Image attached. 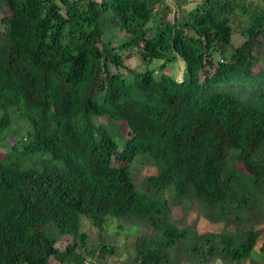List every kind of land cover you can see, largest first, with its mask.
<instances>
[{
	"label": "trees",
	"instance_id": "trees-1",
	"mask_svg": "<svg viewBox=\"0 0 264 264\" xmlns=\"http://www.w3.org/2000/svg\"><path fill=\"white\" fill-rule=\"evenodd\" d=\"M263 54L264 0H0V264H92L83 219L103 259L111 220L146 230L127 264L264 259Z\"/></svg>",
	"mask_w": 264,
	"mask_h": 264
},
{
	"label": "rangeland",
	"instance_id": "rangeland-1",
	"mask_svg": "<svg viewBox=\"0 0 264 264\" xmlns=\"http://www.w3.org/2000/svg\"><path fill=\"white\" fill-rule=\"evenodd\" d=\"M98 1H103V0H98ZM263 0H253V3L257 4V5H262ZM156 19H158V16H156L154 14L153 16V21L151 22V24L148 26V28L151 29V33L154 35L156 33ZM156 27V28H155ZM234 29V35H233V39H234V45L238 46L240 45L244 39L242 38L241 34H240V30H238V27L235 26L233 27ZM112 34H108L107 38H112ZM127 34L126 33H121L118 37H116L115 39V43L117 44V42L122 41V40H126ZM129 65L130 63L132 65H138L140 66V69L142 70V72L148 70V69H152L156 71V75L160 76L161 74H167L170 75L172 77H174L177 80H180L181 78H184V62H182L179 58L177 59H173L171 61H165V60H154L151 63H146L144 61H142V57L140 55H135L133 58H130L128 60ZM144 62V63H143ZM165 65V67H163V65ZM262 66H264V54H263V58L261 61ZM26 131L23 130L22 132ZM125 134L127 133L126 129H124ZM9 142H13L12 138H9ZM118 148L119 150L123 149L124 146V141L123 140H119L118 141ZM5 150L1 152V154L4 156L5 154ZM141 158L143 157H139L136 159L135 163L137 161H140ZM134 163V165H135ZM133 165V166H134ZM145 167H142L141 171L142 173L139 175L138 177V181H141L143 177H145L147 174H150L151 172L149 171V169L145 170ZM136 180V182H138ZM145 191H144V190ZM141 188L138 187V191H144L150 195H153V191H150L147 188ZM143 193V192H142ZM166 197L168 198L171 206L173 207L175 204V199L173 196V192L170 190L169 193L166 194ZM198 202L195 201H188L187 202V209L189 210L190 214L193 209L192 207H194ZM191 210V211H190ZM178 211V218L181 221L179 224L181 226H183V224L187 225H191L193 224V220L196 219L197 214H198V208H196V210H194L190 217H187L185 215H183L181 213V209L177 208ZM186 212V211H185ZM174 216V214H173ZM177 216V214H176ZM205 220V219H204ZM202 220L200 222L199 225V229L201 231H206V229H214L215 231H220L224 228V224H210L209 222H206ZM109 226H105L106 227V238L111 242V244L116 245V254L112 255V256H108L107 258L103 259L101 257V253H99V251L97 250V247L99 245L100 242V232L98 231V229L92 224L91 221H88L86 219L82 220V227L83 228V232L86 233V235L88 236V240H87V252L83 253L87 256L91 251H93V256L88 257L87 261H89L92 264H127L128 259L134 255L135 253V248H134V242H135V237L136 235H138L139 233H141L142 231H146L144 229H139L134 228L133 226L130 229V226L127 224L126 229L123 231V229H120L118 227L117 221H113L111 220L109 222ZM128 229V230H127ZM239 228H237L236 226L232 225V232H237ZM57 233V231H55ZM103 235V233H102ZM56 236V235H54ZM75 240L74 236H70V235H65L63 237H61L59 244L57 245V247L61 250H64L68 245H70L71 243H73ZM262 240H260V242L257 244L256 248L253 251V255L249 260H245L243 262H238V261H233V260H219L217 262H215L214 264H264V259H262V257L260 256V247L262 245ZM81 246L79 245V248ZM79 250V249H78ZM52 264H59V262L57 261H53ZM211 264V263H210Z\"/></svg>",
	"mask_w": 264,
	"mask_h": 264
}]
</instances>
